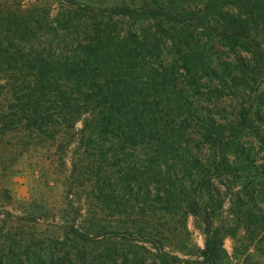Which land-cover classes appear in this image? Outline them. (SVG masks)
<instances>
[{
	"label": "trees",
	"instance_id": "trees-1",
	"mask_svg": "<svg viewBox=\"0 0 264 264\" xmlns=\"http://www.w3.org/2000/svg\"><path fill=\"white\" fill-rule=\"evenodd\" d=\"M49 1L0 0V177L25 171V156L38 155L37 173L58 155L65 200L32 215L61 232L0 225V264H219L213 222L227 200L229 225L253 240L264 0ZM166 215L185 230L190 215L205 222L200 260L154 240Z\"/></svg>",
	"mask_w": 264,
	"mask_h": 264
},
{
	"label": "rangeland",
	"instance_id": "rangeland-1",
	"mask_svg": "<svg viewBox=\"0 0 264 264\" xmlns=\"http://www.w3.org/2000/svg\"><path fill=\"white\" fill-rule=\"evenodd\" d=\"M86 1L99 3L100 0ZM109 2L110 0L106 1V3ZM49 3L53 7L57 5V1L50 0ZM262 98L264 99V92ZM255 105L258 110L262 111L261 116H264V105H259L257 101ZM253 117V125H259L264 129V123H261L255 116ZM251 139L255 143L258 141V137H256L254 132H252ZM73 147H70V149H73ZM258 148L259 145L257 144L253 153L257 152ZM53 151H55V148H53ZM263 153L264 151H261L258 155L262 157ZM38 160V155L25 156L19 166L25 171L18 172L6 180L0 177V190L2 191V197L0 198V225L5 223L3 233L10 232L13 236L24 234L30 237L34 234H44L46 236H49V234L58 235L61 232L58 219H54L53 217H49L48 220L45 218L34 219L32 215L33 212L40 214L45 209H51L55 212L56 209L62 206V200H65L62 197L64 187L56 182L58 178L57 168H59L61 162L58 155H53L51 159H48L44 164L45 168L43 167L41 171L33 173L30 166L38 165ZM250 172L255 174L256 177L262 176L260 170H251ZM5 188L9 190L10 200L5 198ZM67 201L69 202V199ZM2 210L8 212L9 216L7 218L5 216L7 212ZM52 214L51 212L50 215ZM4 218L5 221H3ZM232 218H234V215L230 210V201L227 200L219 215L214 217L213 222L214 227H218L219 233L222 235L223 250L220 254L219 264H264V228L260 231L257 230L254 233V239L250 240L252 233H250L246 225L243 224L239 227H236L234 224L229 225ZM259 224L263 225L264 220ZM158 225H160L158 227L159 231L166 230L167 232L164 236H156L154 238L156 242L161 239L166 245V249L179 258L189 260H200L202 258L201 252L206 241V224L202 219L190 215L187 220L188 231L182 227L178 216L166 215L159 220ZM224 225L226 228L222 227ZM173 229L174 232H169ZM145 245L149 247L151 244L146 243ZM141 250L142 248H140Z\"/></svg>",
	"mask_w": 264,
	"mask_h": 264
}]
</instances>
